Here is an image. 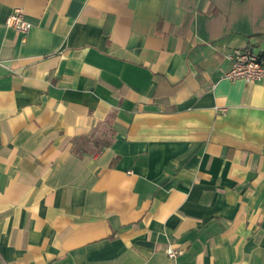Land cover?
I'll return each instance as SVG.
<instances>
[{"label": "crops", "instance_id": "obj_1", "mask_svg": "<svg viewBox=\"0 0 264 264\" xmlns=\"http://www.w3.org/2000/svg\"><path fill=\"white\" fill-rule=\"evenodd\" d=\"M243 48L264 55V0H0V264H264Z\"/></svg>", "mask_w": 264, "mask_h": 264}, {"label": "built area", "instance_id": "obj_2", "mask_svg": "<svg viewBox=\"0 0 264 264\" xmlns=\"http://www.w3.org/2000/svg\"><path fill=\"white\" fill-rule=\"evenodd\" d=\"M5 25L25 34L31 24L24 17L20 8H14L5 18ZM230 67L224 77L228 80L243 79L246 82L264 80V55L253 52L249 48L234 49L227 53ZM177 250L169 247L167 254L174 258Z\"/></svg>", "mask_w": 264, "mask_h": 264}, {"label": "trees", "instance_id": "obj_3", "mask_svg": "<svg viewBox=\"0 0 264 264\" xmlns=\"http://www.w3.org/2000/svg\"><path fill=\"white\" fill-rule=\"evenodd\" d=\"M93 137L90 136H82L79 138H76L75 141L73 142V146H72V151L74 154L76 155H82L84 153L87 152H91V147L87 146V142L91 141V142H96L94 141ZM97 151H100V149H98Z\"/></svg>", "mask_w": 264, "mask_h": 264}]
</instances>
